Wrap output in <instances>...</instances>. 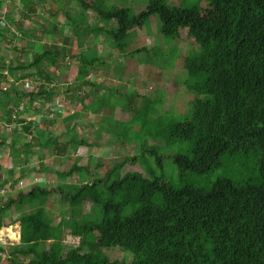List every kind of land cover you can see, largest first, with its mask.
<instances>
[{"label": "trees", "instance_id": "16d2710c", "mask_svg": "<svg viewBox=\"0 0 264 264\" xmlns=\"http://www.w3.org/2000/svg\"><path fill=\"white\" fill-rule=\"evenodd\" d=\"M49 1L22 0V3L35 8ZM72 1L82 11V20L90 12L99 17L101 24L89 34H106L120 52L126 50L124 41L129 32L137 27L149 28L154 18L160 22V32L166 40L176 44L186 39L194 47V54L180 59L187 75L184 84L193 96L189 103L191 112L188 115L185 110V120L172 123L164 136L166 147L183 143L191 146L174 159L182 182L188 174H211L222 168L227 158L236 155L245 157L246 162L251 159L255 174L242 181L222 176L210 190L187 183L175 187L163 177H154L152 170L148 178L137 173L122 176L124 164L139 162L140 157L136 156L126 159L121 166L106 168L102 162L98 163L104 177L95 176L82 187L63 186L64 180L77 173L92 177L90 167H80L78 162L67 173L56 172L57 178L63 179L57 190L37 186L11 199L7 198L10 194L7 181L3 184L0 181V191H6L4 195L0 193V199L8 200L6 203L0 200V228L9 225V211L13 207L30 205L33 210L18 220L21 244L10 253L0 245V257L7 254L10 264H264V0H206L203 7L192 6V0H183L180 7L169 0H150L147 9L139 14L132 7L115 6L114 0ZM3 4L0 0V7ZM5 20L1 16L0 25ZM9 22L13 27V21ZM50 26L56 25L51 22ZM61 28L59 31L60 26L50 27L46 35L60 33L64 43L71 45L74 37L66 36V26ZM19 32L21 37L25 34ZM7 35L0 29V43ZM34 49L37 57L28 65L15 66L0 59V94L6 97V103L0 101V106H14L5 112L15 114L26 100L32 103L29 106L32 109L34 102L38 106L54 102V108H61L71 92L74 106H89L95 112L102 101L98 100L99 95L85 98L86 93L77 94L72 85L64 93L58 86L59 80L52 75L59 60L66 58L63 50L56 46L43 52L36 46ZM87 54H81L82 61L86 66H94L97 58L92 56L89 60ZM79 75L83 79L79 88L89 85L95 88L94 95L96 89L100 90L88 78L85 80L84 69ZM27 83L35 85L33 91H27ZM143 102L146 118L151 121L172 116L154 118L155 99L143 98ZM56 110L52 115H58ZM139 113L137 110L131 123ZM14 118L11 115V122L19 123L27 135L20 145L25 146L24 154L31 161L42 143L34 146L27 140L43 128L35 127L33 121L17 122ZM56 121L53 118L44 125H54ZM115 135V145L132 147L123 134L116 135L117 138ZM72 142L86 145L82 140ZM5 145L6 140L0 142V147ZM16 145L14 141L13 147ZM53 146L66 150L58 137L48 139L41 148L48 149V156L53 157ZM41 169L44 173L50 171L44 164ZM24 177L22 171L19 179ZM53 193H58L61 204L73 209L74 217L87 201L98 206L97 215L81 221L72 217L55 225L46 207ZM37 201L42 204L33 205ZM130 209V215L125 216ZM67 230L80 239L79 247L64 246ZM3 239L4 236L0 237V241ZM49 242H52L49 250H44ZM119 254L122 256L117 258Z\"/></svg>", "mask_w": 264, "mask_h": 264}, {"label": "rangeland", "instance_id": "374dc122", "mask_svg": "<svg viewBox=\"0 0 264 264\" xmlns=\"http://www.w3.org/2000/svg\"><path fill=\"white\" fill-rule=\"evenodd\" d=\"M1 1H4V4L0 7V17L10 20H5L6 22L0 25L2 32L8 34L0 43V59L15 63V66L28 65L37 57L35 46L42 52L50 49L51 46L59 47L66 54V58L60 59L58 66L51 70L57 82L59 80L60 90L65 93L72 85L77 94L85 92V98L99 95L98 100H102L96 105L95 112L89 106H74L71 100L72 92L61 108L59 106L54 108V102H48L44 106H38L34 102L32 109L29 107L32 103L29 100L24 101L18 108L20 113L11 114L14 115V120L18 122L20 119H26L33 121L35 127L39 125L38 129L43 128L37 134L28 136L27 141L32 145L37 146L39 142L42 143L35 150L37 155L34 152L35 156L31 161H27L24 154L25 146L20 145L27 135L20 130L23 128L18 125L19 123L11 122V115L5 112L10 108L14 109L13 104L0 106V142L6 140V145L0 147V181H7L6 188L10 190L7 198L15 199L17 194L29 192L37 186L57 190L63 179L57 178L56 172H69L75 162H78L80 167L89 166L93 171L92 177L86 173H77L72 179L64 180L63 186L67 184L85 186L91 183L95 176L100 179L104 177V172L99 170L98 163L102 162L106 168L112 165L121 166L126 163V159H134L136 156L140 157L139 162L135 163L134 160L124 164L121 170L122 176L137 173L148 178L152 170L154 177H163L175 187L187 183L205 190H210L211 185L222 176H229L235 181L254 177V162L251 159H247L246 162L245 157L244 160L243 156L236 155L227 158L222 168L211 174H188L184 177V182L181 181L174 159L177 155L188 151L191 146L183 143L172 148L166 147L164 136L172 123L185 120V110L188 115L191 112L192 107L189 103L193 96L184 84L187 75L180 59L188 54H194L195 49L187 44L186 39L176 44L166 40L160 32L161 25L157 18L150 21L149 28L143 26L132 29L124 41L127 45L126 50L120 52L112 45V40L106 34L99 36L89 34L88 31L99 27L100 19L94 12H90L88 17L82 20V11L72 0H64V2L50 0L47 4L35 5V8L28 3L25 5L22 0ZM149 1L114 0L112 3L117 7H132L133 12L139 14L147 9ZM169 2L180 7L183 0H169ZM190 4L203 7L206 5V0H192ZM9 21H13V27H10ZM51 22L55 23V27L60 26L59 31L62 30V26H66L64 29L66 36H73L75 41L71 42V45L68 42L64 43V38L57 32L46 35L50 27L55 28L50 26ZM19 30L25 32L22 37ZM191 51L193 52L190 53ZM82 53L87 54L89 60L92 56L97 58L98 62L94 66H86L87 64L82 61ZM82 69L86 74L85 80L88 78L100 88L99 91L96 89L95 95L93 93L95 88L89 85L79 88L83 80H80L79 75ZM33 89L28 87L27 91L31 92ZM143 98L155 99L157 109L154 118L163 115L172 116L161 121L149 120L146 118L144 110L146 104ZM0 101L6 103V97L0 94ZM60 101L63 103V99ZM55 109L58 113L56 116L52 115ZM137 110L141 113L131 123ZM76 113L79 115L77 116ZM52 117L54 120L57 118L56 123L44 125L47 120L53 121ZM16 127L20 131L16 132ZM115 134L118 136L123 134L128 145L131 144L132 147L115 145L113 138ZM55 137L59 138L62 149L66 150L61 151L59 150L61 147L53 146L54 156L49 157V150L41 147L48 139L54 140ZM74 139L82 140L86 145L74 144L72 142ZM14 141L17 142L15 147H13ZM154 150L157 151V155ZM157 156L160 161L155 162ZM43 164L50 171L44 173L41 169ZM34 170L37 171L33 172ZM22 171L25 177L19 179ZM0 200L3 203L7 202L4 201L6 198ZM157 201L161 202V199ZM41 204L42 201H37L33 205ZM46 207L55 225L64 220L69 221L72 217L77 221L94 217L98 208L91 201H87L74 217L73 209L61 204L58 193L50 196ZM131 209L125 213V216L130 215ZM31 212L33 210L30 205H24L21 209L13 207L7 223H11L10 226L17 225L18 220ZM13 232L17 233L14 238H10L9 234L5 233V239L0 241V245L8 253L21 244L20 227L13 228ZM64 238L66 248L79 247L80 239L74 237L71 230L64 233ZM51 244L52 242L46 244L44 250H49ZM121 256L122 254H119L117 258ZM0 264H10L7 254L2 255Z\"/></svg>", "mask_w": 264, "mask_h": 264}, {"label": "clouds", "instance_id": "9594fccd", "mask_svg": "<svg viewBox=\"0 0 264 264\" xmlns=\"http://www.w3.org/2000/svg\"><path fill=\"white\" fill-rule=\"evenodd\" d=\"M13 228H19V225H12L9 226L8 228H0V237H3L5 233L9 234L10 238H14L17 233L13 232Z\"/></svg>", "mask_w": 264, "mask_h": 264}, {"label": "crops", "instance_id": "0c3cea01", "mask_svg": "<svg viewBox=\"0 0 264 264\" xmlns=\"http://www.w3.org/2000/svg\"><path fill=\"white\" fill-rule=\"evenodd\" d=\"M18 113H20V109H19V111H18ZM51 118V117H50ZM15 130H16V132H17V130H18V127H16L15 128ZM20 130H21V128H20ZM20 130H18V131H20ZM4 178V177H3ZM2 184L4 183L3 181L1 182ZM4 201H8L7 199L6 200H4ZM10 213H11V210L9 211V216H10ZM11 225V223L8 225V226H10ZM7 228V227H6ZM5 228V229H6ZM4 239H5V236H4ZM2 246V245H1ZM2 260V257H0V261Z\"/></svg>", "mask_w": 264, "mask_h": 264}, {"label": "built area", "instance_id": "2783aa9c", "mask_svg": "<svg viewBox=\"0 0 264 264\" xmlns=\"http://www.w3.org/2000/svg\"><path fill=\"white\" fill-rule=\"evenodd\" d=\"M6 74H7V72L5 73V75H6ZM28 87H33V88H35V85L32 84V83H31V84H28V83H27V84H26V89H27ZM15 111H16V110H15ZM16 113H17V111H16ZM5 193H6V191H2V192H1L2 195H4Z\"/></svg>", "mask_w": 264, "mask_h": 264}]
</instances>
